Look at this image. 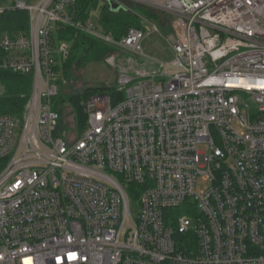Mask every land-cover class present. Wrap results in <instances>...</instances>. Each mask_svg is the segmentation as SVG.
<instances>
[{
  "label": "built area",
  "instance_id": "built-area-1",
  "mask_svg": "<svg viewBox=\"0 0 264 264\" xmlns=\"http://www.w3.org/2000/svg\"><path fill=\"white\" fill-rule=\"evenodd\" d=\"M149 1L173 57L118 73L117 101L88 96L71 140L51 106L70 44L51 33L75 0L0 6L30 18L0 68L31 77L21 116L0 114V264H264V0ZM73 25L145 56L143 29Z\"/></svg>",
  "mask_w": 264,
  "mask_h": 264
},
{
  "label": "trees",
  "instance_id": "trees-1",
  "mask_svg": "<svg viewBox=\"0 0 264 264\" xmlns=\"http://www.w3.org/2000/svg\"><path fill=\"white\" fill-rule=\"evenodd\" d=\"M14 0H0V6L13 3ZM73 24L76 21H86L95 13L97 24L103 31H110L113 37L120 39L130 27L145 30L147 22L154 21L162 26H169V17L163 12L160 22L157 14L149 6L134 2L132 7L112 8L108 0H75L70 6ZM73 24H57L51 33L53 44L66 40L69 42V52L66 58L58 57V94L52 98V109L59 113L56 133L61 125L64 112L72 114L78 123L80 133L83 131L86 116L83 112V102L93 93L107 91L111 93L113 101L121 98L114 93L113 86H91L79 80V72L83 66L92 61L105 60L119 47L108 44L90 35ZM30 18L26 10L4 9L0 12V36L28 35ZM7 54L0 50V62ZM0 81L4 90L0 92V114L21 116L23 107L31 90V77L15 74L0 69ZM60 135V134H59Z\"/></svg>",
  "mask_w": 264,
  "mask_h": 264
},
{
  "label": "rangeland",
  "instance_id": "rangeland-1",
  "mask_svg": "<svg viewBox=\"0 0 264 264\" xmlns=\"http://www.w3.org/2000/svg\"><path fill=\"white\" fill-rule=\"evenodd\" d=\"M27 3L36 4L39 0H25ZM142 5L149 6L157 14H159L160 22L163 20V11L153 5L149 0H139ZM90 21L97 23L95 13L89 18ZM154 27L156 29H154ZM172 31L169 26H162L154 21L147 22L145 29V37L142 40L144 57L137 56L130 51L119 48L111 55H108L105 60L92 61L83 66L79 72V80L85 82L91 86H114L115 79L120 72L133 73L138 69H158L159 66L156 62H168L173 57L172 52ZM1 69V68H0ZM8 71L9 70H4ZM12 73V72H11ZM4 86L0 81V92L4 90ZM84 103V102H83ZM78 123L73 118V115L64 112L62 115L61 125L58 129L60 135H63L67 139L77 138L80 135L78 129ZM200 149H204L203 144L199 145ZM209 182L202 181L197 182V188L201 189L207 187ZM132 213L135 215L139 210L138 198L133 197L131 200Z\"/></svg>",
  "mask_w": 264,
  "mask_h": 264
},
{
  "label": "water",
  "instance_id": "water-1",
  "mask_svg": "<svg viewBox=\"0 0 264 264\" xmlns=\"http://www.w3.org/2000/svg\"><path fill=\"white\" fill-rule=\"evenodd\" d=\"M111 7L116 9L119 7H132L134 5V1L132 0H108Z\"/></svg>",
  "mask_w": 264,
  "mask_h": 264
},
{
  "label": "crops",
  "instance_id": "crops-1",
  "mask_svg": "<svg viewBox=\"0 0 264 264\" xmlns=\"http://www.w3.org/2000/svg\"><path fill=\"white\" fill-rule=\"evenodd\" d=\"M6 4H10V3H6Z\"/></svg>",
  "mask_w": 264,
  "mask_h": 264
}]
</instances>
